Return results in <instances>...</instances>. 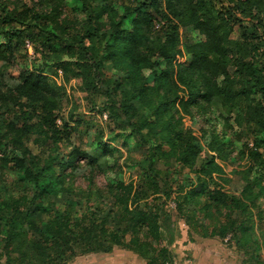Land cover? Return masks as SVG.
Returning a JSON list of instances; mask_svg holds the SVG:
<instances>
[{
    "label": "trees",
    "instance_id": "obj_1",
    "mask_svg": "<svg viewBox=\"0 0 264 264\" xmlns=\"http://www.w3.org/2000/svg\"><path fill=\"white\" fill-rule=\"evenodd\" d=\"M75 1L78 7L39 0L19 10L0 0V171L18 177L0 197V264H67L77 254H108L113 246L146 264H173L159 227L171 190L159 177L175 167L197 180L174 200L191 231L201 239H234L244 256L256 260L259 246L250 226L253 210L258 221L264 219L257 205L264 201V0ZM189 28L197 40L181 43L180 33ZM25 38L40 64L8 75ZM183 54L189 64L178 62ZM53 67L55 74L79 81L86 98L103 99L100 106L92 101L89 110L106 114L111 132L128 131L144 148L140 168L148 177L135 185L108 184L119 215L99 213L98 203L78 210L66 171L82 168L83 160L92 168L97 159L72 146L68 125L57 124L65 89L50 77ZM211 111L223 131H202L210 136L213 155L197 165L201 148L182 120ZM229 129H236L239 142L246 139L241 146L252 163L241 174L237 195L213 181L224 173L216 161L231 156L232 141L221 138ZM30 144L43 156L33 155ZM66 144L70 151L63 155ZM96 147L99 154L110 152L101 143ZM254 168L260 176L251 181ZM62 194L77 207L73 216L44 205ZM195 205L201 206V225L192 216L196 210L186 211ZM213 215L215 223L206 224Z\"/></svg>",
    "mask_w": 264,
    "mask_h": 264
},
{
    "label": "rangeland",
    "instance_id": "obj_2",
    "mask_svg": "<svg viewBox=\"0 0 264 264\" xmlns=\"http://www.w3.org/2000/svg\"><path fill=\"white\" fill-rule=\"evenodd\" d=\"M11 9H21V6L35 7L39 0H1ZM68 7H78L75 0H66ZM197 32L192 29H187L186 32L180 33V41L194 42L197 40ZM34 44L25 38L20 45V53L17 56L16 62L8 69V75L17 76L19 72L25 67L34 68V65L40 64L38 53L34 55ZM179 63L189 64V57L183 54L181 58H177ZM1 67V64H0ZM50 77L65 89V97H63L60 109L57 112V124L62 126L64 124L69 127L68 142L75 148L87 151L97 159V164L92 168L86 167L84 160L81 162L82 168L75 172L70 169L66 171L69 177L66 181L72 183V195L80 201L78 210L82 213L86 210L85 203L100 204V212L104 213L113 211L119 215V210L113 207L111 194L108 189L109 182L119 181L127 184H138L144 181L148 175L146 171L141 169L143 165L144 148L140 147L135 141L130 138L129 132L113 131L111 122L107 119L106 114H100L98 110H89L91 102L97 100L95 97L91 99L86 98V95L79 90V81L74 79L63 78L60 72L54 73V67L50 73ZM149 77V76H148ZM151 83V76L149 77ZM183 96L184 94H180ZM99 98L98 105L102 102ZM196 110L193 111L195 113ZM217 114L214 111L206 113L202 118L195 116L194 120L190 117H183V124L186 128L191 129L193 135L198 139L201 148L200 155L197 159V165H205L210 157L213 155L208 150V143L210 136H202V131L205 129H213L214 132L220 134L222 130V123L218 120ZM225 142L232 141L233 149L231 156L224 162L216 161L222 169L223 175H213V181L218 184L221 190L227 194L237 195L243 184L242 175L248 172L252 163L248 160L247 152L242 150V143L246 139L239 142L236 137V129H229L225 136L221 138ZM237 138V139H236ZM262 138V137H261ZM260 138V139H261ZM97 143L106 145L109 149L108 154H99L97 151ZM70 144L63 145L60 149L61 154H67L71 146ZM251 146V144H250ZM249 146V147H250ZM29 150L33 155H41L38 148L33 145H28ZM244 152V155H240ZM43 156V155H41ZM245 176V175H244ZM260 176L257 169L251 170L250 179ZM160 183L167 185L171 190V199L165 203L159 218L160 233L162 235V243L166 246L173 258V264H264V219L258 221L256 211H252V222L250 226V233L257 241L259 246V254L255 259L244 256L236 246V241L222 240L220 238L201 239L194 234L185 222V216L179 215L175 211V199H178L184 193H188L197 186V180L193 174H185L180 167H175L172 170H162L160 174ZM18 177L14 172L0 171V197H4L8 190V185L11 186L13 181ZM226 182H224V181ZM218 187V188H219ZM144 188V187H143ZM182 188V191H179ZM256 191V189L254 190ZM159 197V196H158ZM153 196L149 198L151 200ZM70 204V205H69ZM44 205L54 211V209H67L71 216L74 215L77 207H72L70 201L65 195H57V197H49ZM260 209L264 208V201L261 199L257 202ZM86 206V205H85ZM200 205L187 206L186 211L191 212L197 225L204 222L202 214L198 211ZM217 217L215 215L210 217V220L205 222L208 225H213ZM222 222L223 220L220 219ZM108 226L113 227L112 221H109ZM126 225L119 226L121 230ZM125 239H129L126 235ZM227 239V238H226ZM207 241L206 254L199 252L198 246ZM67 264H146V261L132 252L120 250L113 246L108 254H77L72 257Z\"/></svg>",
    "mask_w": 264,
    "mask_h": 264
},
{
    "label": "crops",
    "instance_id": "obj_3",
    "mask_svg": "<svg viewBox=\"0 0 264 264\" xmlns=\"http://www.w3.org/2000/svg\"><path fill=\"white\" fill-rule=\"evenodd\" d=\"M207 241H209V240H206V241H204L205 243H202V245H200V246H198V254H199V252H203V253H205L206 254V246L208 245V243H207Z\"/></svg>",
    "mask_w": 264,
    "mask_h": 264
}]
</instances>
